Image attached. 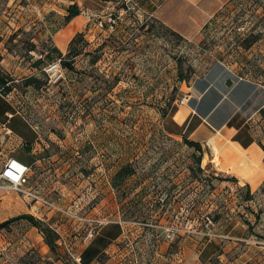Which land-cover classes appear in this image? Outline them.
<instances>
[{"label": "rangeland", "instance_id": "obj_1", "mask_svg": "<svg viewBox=\"0 0 264 264\" xmlns=\"http://www.w3.org/2000/svg\"><path fill=\"white\" fill-rule=\"evenodd\" d=\"M147 1L0 0L13 87L0 98L35 130L25 147L3 128L0 171L29 156L44 199L0 192V225L31 215L55 242L29 219L0 226V264H264V184H239L222 137L223 164L164 131L183 86L215 63L264 87V0H232L193 40L141 12ZM60 59L73 69L51 70Z\"/></svg>", "mask_w": 264, "mask_h": 264}, {"label": "crops", "instance_id": "obj_2", "mask_svg": "<svg viewBox=\"0 0 264 264\" xmlns=\"http://www.w3.org/2000/svg\"><path fill=\"white\" fill-rule=\"evenodd\" d=\"M230 2L232 0H157L152 6L148 0L147 4L140 3L139 9L184 38L193 40ZM181 92L185 104L177 103L175 111L165 117V133L174 139L187 138L208 146L212 139L220 146L222 137L228 141L233 156L239 157V164L234 162L236 172L233 176L239 184L250 185L253 191L259 189L264 184V132L260 122L264 111V87L252 79L241 78L233 68L218 62L183 86ZM0 100L5 104V108L0 109V134L7 129V134L21 139L25 147L33 146V127L18 113H12V105L4 97ZM16 118L31 129V133L13 128L11 120ZM11 158L33 169L29 156Z\"/></svg>", "mask_w": 264, "mask_h": 264}, {"label": "built area", "instance_id": "obj_3", "mask_svg": "<svg viewBox=\"0 0 264 264\" xmlns=\"http://www.w3.org/2000/svg\"><path fill=\"white\" fill-rule=\"evenodd\" d=\"M51 70H62V59L51 66ZM186 99H181L176 104H185ZM32 168L16 158H11L0 172V192L15 191L24 196L25 199L39 203L44 199L31 187ZM81 260V259H80Z\"/></svg>", "mask_w": 264, "mask_h": 264}, {"label": "trees", "instance_id": "obj_4", "mask_svg": "<svg viewBox=\"0 0 264 264\" xmlns=\"http://www.w3.org/2000/svg\"><path fill=\"white\" fill-rule=\"evenodd\" d=\"M68 12H69V15L66 17V21L68 23H70L71 21H73L75 18L79 17L80 15H82V10L80 8V6L78 4H74V5H71L68 9ZM249 47V45H248ZM62 66L64 68H68V69H73V65L70 64V63H67L64 61V59H62ZM241 78H244V77H241ZM184 80V79H183ZM13 90V87L11 85H8V81H6L1 75H0V92L3 94V95H8L9 93H11ZM176 109V105L173 106L171 108V111L170 113L174 112ZM169 113V114H170ZM168 114V115H169ZM167 115V116H168ZM184 140L191 146H194V147H198L199 149H201V143H198V142H194V141H191V140H188L187 138H184ZM21 219H29V221L36 227H39L45 234L46 236V239L48 241V244L52 247V248H55V242H53V238H52V232L49 230V229H43V223L39 220H37L35 217L31 216V215H22L18 218H14L12 220H9V221H6L5 223H3L2 225H0L1 227H6L8 226L9 224H11L12 222H15L17 220H21ZM119 237V236H118ZM112 238V237H111ZM90 250V249H89ZM89 250L87 252H89ZM96 251V250H95ZM86 252V254H87ZM85 254V255H86ZM95 255V252L93 253V255L91 256V258L87 259L86 258V261L87 263L89 262V260H91Z\"/></svg>", "mask_w": 264, "mask_h": 264}, {"label": "bare ground", "instance_id": "obj_5", "mask_svg": "<svg viewBox=\"0 0 264 264\" xmlns=\"http://www.w3.org/2000/svg\"><path fill=\"white\" fill-rule=\"evenodd\" d=\"M72 32H73V28L70 29L69 34H71ZM69 34H68V36H69ZM210 146H211V149L213 150V152L216 154V159L219 160L221 162V164H223V161H222V159L220 157V146H219V142L217 140L212 139L211 142H210ZM207 160H208V158L206 157L205 158V162Z\"/></svg>", "mask_w": 264, "mask_h": 264}]
</instances>
